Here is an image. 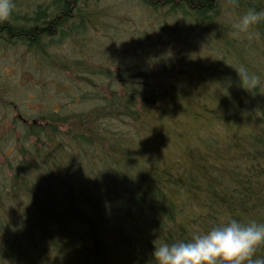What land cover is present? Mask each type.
Listing matches in <instances>:
<instances>
[{
  "label": "trees",
  "instance_id": "1",
  "mask_svg": "<svg viewBox=\"0 0 264 264\" xmlns=\"http://www.w3.org/2000/svg\"><path fill=\"white\" fill-rule=\"evenodd\" d=\"M87 1L49 0L0 22L1 42L48 58L78 91L64 110L12 120L0 264H153L161 242L231 219L264 223V21L251 37L232 27L264 0H139L158 28L132 52L136 67L88 51L52 59L42 40L81 48L101 26ZM241 65L256 89L239 86Z\"/></svg>",
  "mask_w": 264,
  "mask_h": 264
},
{
  "label": "rangeland",
  "instance_id": "2",
  "mask_svg": "<svg viewBox=\"0 0 264 264\" xmlns=\"http://www.w3.org/2000/svg\"><path fill=\"white\" fill-rule=\"evenodd\" d=\"M14 1L20 7H14L12 11L29 12L49 0ZM87 6L100 12L101 26L84 31L88 40L85 46L73 49L68 38L56 34L51 40H58L59 44L51 45L49 38L44 39L40 45L43 52L47 54L48 51L52 59L58 57L68 62V58L83 56L80 51H88L98 61L136 67L135 62L131 63L132 52L150 45L157 34L154 16L139 0H88ZM41 59L43 62L23 46L0 41V165L5 158H15V138L19 129H12L11 123L17 113L19 118L30 121L45 111L64 110L71 96L78 94L67 73L53 71L51 61L45 57Z\"/></svg>",
  "mask_w": 264,
  "mask_h": 264
},
{
  "label": "clouds",
  "instance_id": "3",
  "mask_svg": "<svg viewBox=\"0 0 264 264\" xmlns=\"http://www.w3.org/2000/svg\"><path fill=\"white\" fill-rule=\"evenodd\" d=\"M230 6H237L239 0H228ZM14 8V0H0V22L7 20ZM264 21V10L249 8L232 26L235 34L247 33ZM239 86L245 90L256 89L260 77L246 66L236 69ZM264 245V223L255 220L241 223L231 219L222 225L212 227L202 234H195L190 240L174 243L161 242L154 245L153 264H264V257L255 255Z\"/></svg>",
  "mask_w": 264,
  "mask_h": 264
},
{
  "label": "flooded vegetation",
  "instance_id": "4",
  "mask_svg": "<svg viewBox=\"0 0 264 264\" xmlns=\"http://www.w3.org/2000/svg\"><path fill=\"white\" fill-rule=\"evenodd\" d=\"M19 116H20V115H19V114H17V117H18V119H20L21 121H24V119H22V118H19Z\"/></svg>",
  "mask_w": 264,
  "mask_h": 264
}]
</instances>
